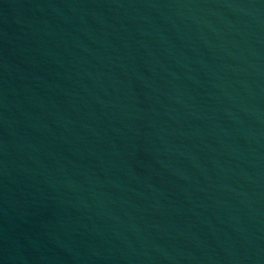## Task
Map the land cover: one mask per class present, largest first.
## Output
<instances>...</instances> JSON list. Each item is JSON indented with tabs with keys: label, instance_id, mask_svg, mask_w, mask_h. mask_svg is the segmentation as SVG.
I'll use <instances>...</instances> for the list:
<instances>
[{
	"label": "water",
	"instance_id": "1",
	"mask_svg": "<svg viewBox=\"0 0 264 264\" xmlns=\"http://www.w3.org/2000/svg\"><path fill=\"white\" fill-rule=\"evenodd\" d=\"M0 264H264V0H0Z\"/></svg>",
	"mask_w": 264,
	"mask_h": 264
}]
</instances>
